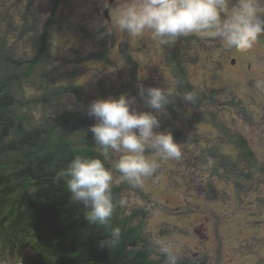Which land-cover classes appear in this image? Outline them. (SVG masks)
Returning a JSON list of instances; mask_svg holds the SVG:
<instances>
[{
  "label": "trees",
  "instance_id": "obj_1",
  "mask_svg": "<svg viewBox=\"0 0 264 264\" xmlns=\"http://www.w3.org/2000/svg\"><path fill=\"white\" fill-rule=\"evenodd\" d=\"M61 1L50 0L49 21L45 22L40 32L37 15L34 13L30 16L32 22L29 24V14L22 13L23 32L31 29H34L35 33L38 31L32 42L33 52L19 51L12 42L6 44L5 36L0 31V264H167L166 257L155 248L152 236L146 229L149 210L143 207L130 209L119 204L123 190L130 186L128 183L117 182L113 186L117 207L112 217V226L120 227L122 236L118 247L108 248L102 247L100 243L108 237V229L98 224H88L85 218L87 210L82 204L70 199L66 184L59 177V173L74 156L99 155L98 146L90 131L93 117L87 114L88 106L93 100L77 85L53 86L48 72L52 56L47 51L54 25L67 31L73 29L71 22L56 24V18L61 12ZM98 15L103 16L100 13ZM78 29L84 38L94 44L93 34L88 33L89 25L85 30ZM113 35L116 38V34ZM187 41L201 43L202 39L196 36L188 38ZM87 52L88 54H81L83 58L80 61L97 59V55L94 57L92 52ZM69 60L63 59L64 63ZM132 62L131 89L139 90L140 64L135 57ZM177 69L182 75L179 78L178 91L193 93L197 98L195 104H198V107L176 98L172 104L166 106L169 108L168 120H180L179 124L189 127L195 122L211 121L213 131H218L217 139H214L211 146L207 136L195 135L191 142L186 139L189 144L188 148H183V154H190L194 147L199 149L200 155L193 153L192 158L195 157V160L192 166L203 171L205 176L217 175L211 183L206 182L217 203L227 200L242 203L255 191L249 172L253 173L258 164L264 167V158L254 149L258 148V144L252 145L251 140L240 130L231 131L222 120L220 111L218 113L208 110L210 104L214 108L227 103L228 110L235 107L240 114L245 113L244 117L248 120L254 117L249 115L251 107L245 99L241 101L242 99L231 95L234 93L231 91L230 96L217 88L208 92H205L204 87L198 90L193 84L187 83L183 70ZM162 78L161 73L159 76L153 75L150 87L164 86ZM25 83L40 88L44 93L30 98L24 97L22 85ZM121 89H128V82L123 87L120 85L116 88L117 96L122 93ZM254 91L257 92L255 86ZM69 94L76 97L79 105L58 110L57 102ZM206 94L210 103L205 99ZM218 94L227 98V102H221ZM132 96L140 102L136 107L139 108L143 102L139 91L135 94L133 92ZM257 98L255 97V103L252 105L261 109L264 107V100ZM176 105V110L170 108ZM142 106V111L155 114V110L148 108L144 102ZM35 107L40 109L37 116L33 112ZM179 128L175 129L181 136L178 132H175V136L185 138L182 127ZM228 146H232L234 151L226 150ZM115 159L117 157L113 155L106 161V166L111 167ZM194 163L199 164L197 166ZM222 169L227 170L226 177H222ZM135 188L139 191L138 187ZM188 211H191V207ZM241 223L243 224L242 221ZM237 231L240 242L244 238L250 239V235L258 232V228L243 225L240 229L239 224ZM251 249L254 251V247ZM194 253L196 252L178 256L176 264H199L198 259H194L195 263L191 262ZM217 253L219 254V251ZM253 255L247 259L249 263H244L256 261L257 255ZM184 257H188V260ZM199 257L211 262L207 255L199 253Z\"/></svg>",
  "mask_w": 264,
  "mask_h": 264
},
{
  "label": "rangeland",
  "instance_id": "obj_2",
  "mask_svg": "<svg viewBox=\"0 0 264 264\" xmlns=\"http://www.w3.org/2000/svg\"><path fill=\"white\" fill-rule=\"evenodd\" d=\"M115 5L116 0L112 7ZM49 7L50 0H0V31L5 36V43H14L22 52H33L32 42L38 31L35 33V30L31 29L23 32L22 13L29 14V24L32 22L30 16L34 13L37 15L40 32L45 22L49 21ZM105 8L103 0L61 1V12L56 18L58 21L56 24L71 22L73 29L67 31L63 28L58 29L56 25L53 27L47 51L52 56L48 72L53 86L77 85L88 98L95 100L109 96L115 98L113 95L115 89L127 81L128 66L122 61L119 51L122 34L116 35L117 44L110 48L109 56L115 63L96 59L80 61L81 54L87 51H91L94 57L97 51L103 52L102 43H108L110 40L106 37V33H98L97 37H92L95 39L93 44L84 38L82 32L77 31L81 27L85 30L89 25L88 33L93 34L99 26L110 25L111 13L109 12V18L102 14ZM99 12L103 16L98 15ZM198 37L202 42L192 43L196 51L184 61L191 82L198 88L211 85L229 95L230 91L234 92L235 94L231 95H235L239 100L242 99L241 101L245 99L251 107L249 115L254 116L253 118H249L248 121L244 117L245 113L240 114L235 107H230L221 114V118L232 132L240 130L251 140L252 145L258 144V148L264 151V107L259 109L252 105L255 103V97L264 100V88L257 87V81L264 79V35L260 37L257 46L247 53L225 49L215 38L208 37L206 40L204 37ZM128 43L140 64L138 66L140 85L145 88L150 87L153 75L159 76V73L162 77L168 76L163 59L157 53V48L160 46L158 39H153L151 35H145L140 39L129 37ZM64 58L70 59L69 62L64 63ZM233 59H235L234 63L231 62ZM253 84L257 92L254 91ZM22 86V94L26 98L44 93L40 88L29 83ZM57 104L56 108L61 110L77 107L79 101L73 94H69L63 96ZM134 104L137 107L140 102L136 101ZM139 111H142V107L138 108ZM33 112L37 116L40 109L35 107ZM96 122L93 118L92 125ZM179 126L182 127L183 134L191 131V134L194 132L199 137L207 136L212 140L217 139L218 136V133L214 136L210 122H195L194 129L186 127V124ZM160 130V128L155 129V131ZM182 140H174L180 144L182 158L178 161L163 162L152 177L138 186L139 191L132 186L124 189L121 196L123 205L130 209L132 207L148 209L146 229L150 232L152 241L159 238L174 240L178 256L199 250L200 255H207L211 259V262L206 264H246L244 261L249 263L247 259L251 258L254 251L240 247L237 228L239 224L240 229L243 225H252L253 217L250 215V210L253 205L255 206L258 193H251L242 203L234 200L217 203L206 186L207 177L203 171L192 166L195 157L188 160L186 154L183 155V148H188V144L185 145ZM231 147L225 149L234 151ZM193 151L196 156L200 155L197 147H194ZM115 156L118 158L117 155ZM194 164L198 166L199 163ZM114 176L118 178L119 173L114 172ZM190 207L192 210L188 211ZM245 207H249L248 215ZM156 212H159L158 219H154ZM205 217H209V220L206 221ZM250 264H255V260Z\"/></svg>",
  "mask_w": 264,
  "mask_h": 264
},
{
  "label": "clouds",
  "instance_id": "obj_3",
  "mask_svg": "<svg viewBox=\"0 0 264 264\" xmlns=\"http://www.w3.org/2000/svg\"><path fill=\"white\" fill-rule=\"evenodd\" d=\"M103 4L111 13L109 35L127 34L135 39L151 35L161 44L190 35L211 37L225 49L239 53L253 50L264 35V0H116L115 7L103 0ZM257 87L264 88V79L257 81ZM139 96L155 114L131 109L135 98L123 93L93 100L87 114L97 121L90 131L99 155L78 154L59 173L70 199L87 210L88 224L108 229V237L100 242L102 247L116 248L121 242V228L112 226L117 207L114 184L141 186L163 162L182 158L180 144L171 133L155 131L160 127L158 114L176 98L190 105L197 99L193 93L180 92L176 85L167 83L147 88L141 85ZM113 155L118 158L107 167L106 161ZM114 172L119 173L118 178ZM158 218L156 212L154 219ZM154 246L166 257L167 264H176L178 249L174 240L159 238Z\"/></svg>",
  "mask_w": 264,
  "mask_h": 264
},
{
  "label": "flooded vegetation",
  "instance_id": "obj_4",
  "mask_svg": "<svg viewBox=\"0 0 264 264\" xmlns=\"http://www.w3.org/2000/svg\"><path fill=\"white\" fill-rule=\"evenodd\" d=\"M108 3H109L110 6H112V4L114 3V0H109ZM103 11H104V13H102V14H104V17L109 18L110 17L109 9L105 8ZM81 29L84 30L83 27H81ZM108 30H109V24L105 25V26H99V28H97L96 31L93 33V37H97L98 33H107ZM106 37H108L110 40L108 41V43L107 42H103L102 43L103 52H99V51L96 52L95 55L98 56V57L96 56V58H97L96 60H98V61H106V62H109V63H115L111 59L109 54L111 53L110 52V50H111L110 48L115 47L116 44H117V41H118V40H116L117 37L115 38V36L113 34L112 35L107 34ZM190 37H195L196 38L195 35H190V36H186V37H180L179 39H177L175 41V43H171V44H161L160 43V46L157 48V53L163 59L165 68L168 71V74H167L168 76L162 78L163 81H164V83H163L164 86H166V83L167 84H174V85L177 86V89H178V86H179V83H180L179 82V78L182 75H181L180 72H178L176 70H178L177 68H180L181 71L183 70V74L186 76L185 78L187 80V83H189V85L193 84L195 87H197L195 83L191 82L190 73L188 72L187 65L184 62L186 60L187 56H189L190 54H193V52L196 51L195 50V45L190 43L189 41H187L188 38H190ZM128 38H129V36L127 34H122L121 39L119 40L121 42H119L120 44L119 43L118 44H119V51H120V54H121V57H122V61L128 66V74H127V77H128L127 79L128 80L125 83L121 84V87H123L128 82V89H126V90H124V89L122 90L121 89V90H122L123 94H125V95H127L128 97L131 98V96L133 95V92L135 94V92H138L139 90L131 89V87L133 86V83H132V81H133L132 80V68L131 67L133 65L132 60L134 59L135 54L133 53L131 47H129ZM207 38L208 37H205L206 40H207ZM108 47H109V49H107ZM207 48H209V47L207 46ZM86 53L88 54V52H86ZM90 53H91V51L89 52V54ZM107 55H108V57H107ZM81 58H83V57H81ZM232 61L235 62V59H233ZM234 62H232V63H234ZM202 87L205 88V92H208V90H211V89L214 88L211 85L210 86L209 85H204ZM198 90H201V88H198ZM219 92L222 93L221 91H219ZM122 93H120V94H122ZM113 95H114V97H117L116 89H115ZM206 96H207V94L205 95V99H207L208 103H210L209 99L206 98ZM218 97H220L221 102H224V100L227 102V98H224V96H220L218 94ZM136 100L137 99H135V101ZM202 101H204V100H202ZM141 103L143 104V102H141ZM142 104H141L140 107H143ZM197 105L198 104H195L194 106L198 107ZM130 108L131 109H135L136 111H138V108L135 107L134 103L130 105ZM170 108H173V110L174 109L176 110L177 109V105H176V107L171 106ZM168 110H169V108H167L165 110V112L160 113L158 115V119L160 121V127H159L161 129L160 131L170 132L172 137H173V140H175V139L182 140L183 139L182 142L185 145L189 144L188 142H186V139H188V141L191 142V140H192L191 138L194 139L196 134L194 132H192V134H191V131H189L188 133L185 134V138L183 137L181 139V137L175 136V134H176L175 132H178L175 128L180 129L179 128V125H180L179 123L181 121L178 120V122H179L178 123L177 120H175V119H174V121L168 120ZM208 111L209 112H212V111L218 112V111H220V113L222 114V112L228 111V106H227V103H226V104H220V105L215 106L213 108V106L210 104V108H209ZM189 113H191V110L189 111ZM208 114L209 113L207 112V116H208ZM176 116L179 117V114H177ZM165 123H166V125H165ZM210 123H212V122L210 121ZM194 125H195V123L192 126H190V127L189 126H186V127L194 129ZM211 126H213V123L211 124ZM213 129L214 128H212V131H213ZM215 130L216 131H213L214 136L218 133L217 129H215ZM179 135H180V133H179ZM207 141L209 142V145L211 146L212 142L214 140L209 139L207 137ZM254 149H255V151L257 153H259L258 154L259 156L264 158V151L263 150H261L260 148H257V147H254ZM193 153H194V151L192 149V152L190 154H186L187 158H192ZM226 172H227L226 169H222L221 170L222 177L223 176L226 177V174H225ZM249 174H250L249 177L253 179L252 186L254 185L253 189L255 190L253 193H258V197H257L256 203H255V206L253 205V207L250 210V215L253 217L252 225H253V227L255 226L256 228H258V232L255 231L254 234L250 235V237H251V238L249 237L250 239L244 238V240H241L240 241V247H243L245 250H247L246 248L251 249L252 247H254L255 254L257 255V259L255 261V264H264V167L260 166V164H258L257 169H255L253 171V173L249 172ZM206 176H207L206 182H209V183H211L212 181H214L217 178V175H211L210 174V175H206ZM245 180H243L244 183H246ZM243 204H245V202ZM191 210H192V208H191ZM245 210H247V215H248L249 207H245ZM205 220L208 221L209 217H205ZM199 253L200 252L198 250L196 253L193 254L194 258L191 260V262L195 263L196 261L194 259H198L197 262L199 264H202V263L206 264L207 260L199 259L200 258L199 257ZM184 259L188 260V257H184Z\"/></svg>",
  "mask_w": 264,
  "mask_h": 264
},
{
  "label": "water",
  "instance_id": "obj_5",
  "mask_svg": "<svg viewBox=\"0 0 264 264\" xmlns=\"http://www.w3.org/2000/svg\"><path fill=\"white\" fill-rule=\"evenodd\" d=\"M232 62H234V61H232Z\"/></svg>",
  "mask_w": 264,
  "mask_h": 264
}]
</instances>
